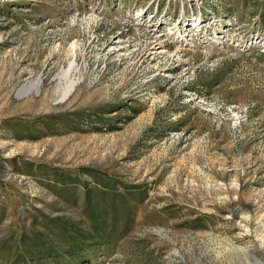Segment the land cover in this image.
<instances>
[{"label":"rangeland","instance_id":"1","mask_svg":"<svg viewBox=\"0 0 264 264\" xmlns=\"http://www.w3.org/2000/svg\"><path fill=\"white\" fill-rule=\"evenodd\" d=\"M0 264H264V0H0Z\"/></svg>","mask_w":264,"mask_h":264},{"label":"bare ground","instance_id":"2","mask_svg":"<svg viewBox=\"0 0 264 264\" xmlns=\"http://www.w3.org/2000/svg\"><path fill=\"white\" fill-rule=\"evenodd\" d=\"M35 90H38V84H36L35 82H29V83H25L22 87L20 92L21 93H31Z\"/></svg>","mask_w":264,"mask_h":264},{"label":"trees","instance_id":"3","mask_svg":"<svg viewBox=\"0 0 264 264\" xmlns=\"http://www.w3.org/2000/svg\"><path fill=\"white\" fill-rule=\"evenodd\" d=\"M91 217H92V216H91ZM96 223H97V222H96ZM83 237H84V239H86V240L89 239V236H83Z\"/></svg>","mask_w":264,"mask_h":264}]
</instances>
